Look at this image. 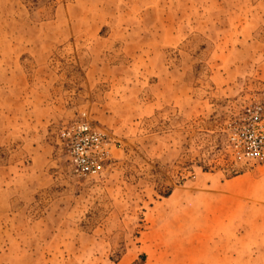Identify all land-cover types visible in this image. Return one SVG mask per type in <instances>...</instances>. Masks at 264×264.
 Here are the masks:
<instances>
[{"label": "rangeland", "instance_id": "1", "mask_svg": "<svg viewBox=\"0 0 264 264\" xmlns=\"http://www.w3.org/2000/svg\"><path fill=\"white\" fill-rule=\"evenodd\" d=\"M252 104L264 0H0V264H264V164L228 145Z\"/></svg>", "mask_w": 264, "mask_h": 264}, {"label": "built area", "instance_id": "2", "mask_svg": "<svg viewBox=\"0 0 264 264\" xmlns=\"http://www.w3.org/2000/svg\"><path fill=\"white\" fill-rule=\"evenodd\" d=\"M59 137L76 174L87 176L97 172L104 150L95 128L85 123L74 124L61 130ZM228 145L245 161L264 164V105L252 104L244 110L231 129Z\"/></svg>", "mask_w": 264, "mask_h": 264}]
</instances>
